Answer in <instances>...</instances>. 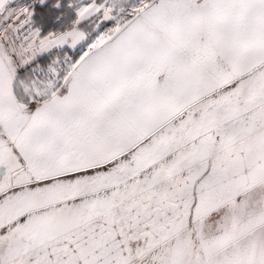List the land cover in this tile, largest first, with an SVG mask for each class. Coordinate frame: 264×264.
I'll return each instance as SVG.
<instances>
[{"label":"snow or ice","instance_id":"6c2138e0","mask_svg":"<svg viewBox=\"0 0 264 264\" xmlns=\"http://www.w3.org/2000/svg\"><path fill=\"white\" fill-rule=\"evenodd\" d=\"M0 264H264V0H0Z\"/></svg>","mask_w":264,"mask_h":264}]
</instances>
